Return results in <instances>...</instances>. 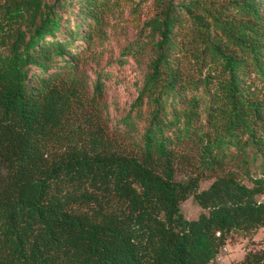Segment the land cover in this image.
Masks as SVG:
<instances>
[{
    "label": "trees",
    "instance_id": "16d2710c",
    "mask_svg": "<svg viewBox=\"0 0 264 264\" xmlns=\"http://www.w3.org/2000/svg\"><path fill=\"white\" fill-rule=\"evenodd\" d=\"M106 1L0 0V264H219L264 227V0H151L107 61L142 64L128 145L78 56Z\"/></svg>",
    "mask_w": 264,
    "mask_h": 264
},
{
    "label": "rangeland",
    "instance_id": "374dc122",
    "mask_svg": "<svg viewBox=\"0 0 264 264\" xmlns=\"http://www.w3.org/2000/svg\"><path fill=\"white\" fill-rule=\"evenodd\" d=\"M151 0H108L103 9L100 30L102 36L92 32V44L87 49L78 51L79 62L85 68L93 67L94 62L106 71L104 79L102 102L105 104V113H102L107 132L116 137L122 145L127 141L119 139L115 134L116 121L128 104L134 98L136 88L140 84L142 64L136 63L129 56L121 65L109 63L117 56L121 46L132 38L142 35V23L152 14ZM210 179L199 182V188H204ZM264 200V194L257 196ZM179 212L185 219L195 218L199 208L191 197H187L179 204ZM226 250L220 255L219 264H232L240 259L247 249L264 247V227L258 228L251 236L243 237L232 233L226 240Z\"/></svg>",
    "mask_w": 264,
    "mask_h": 264
},
{
    "label": "built area",
    "instance_id": "2783aa9c",
    "mask_svg": "<svg viewBox=\"0 0 264 264\" xmlns=\"http://www.w3.org/2000/svg\"><path fill=\"white\" fill-rule=\"evenodd\" d=\"M226 250L225 247H222L221 250L219 251V254L216 256V260H219L220 255L224 253V251Z\"/></svg>",
    "mask_w": 264,
    "mask_h": 264
}]
</instances>
